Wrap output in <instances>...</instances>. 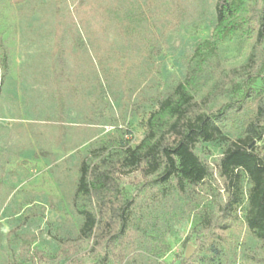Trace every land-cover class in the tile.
I'll list each match as a JSON object with an SVG mask.
<instances>
[{
	"label": "trees",
	"instance_id": "16d2710c",
	"mask_svg": "<svg viewBox=\"0 0 264 264\" xmlns=\"http://www.w3.org/2000/svg\"><path fill=\"white\" fill-rule=\"evenodd\" d=\"M30 2L10 0L16 8ZM172 3L169 9L163 0H79L69 17L59 7L54 11L50 70L56 109L45 120L57 129L56 146L70 149L66 143L70 108L83 114L82 130L113 127L120 132L118 139L108 141L106 157L89 163L80 156L78 170L68 160H51L55 181L74 188L62 225L66 239L59 253L65 258L72 255V244L89 241L94 254H103L97 264H164L160 256L169 251V245L159 227L164 223L161 215L170 217L176 208L171 189L183 202L184 211L201 221L198 253L220 257L221 246L231 242L230 235L264 241V155L259 149L264 143V0H218L214 34L197 46L188 77L150 115L141 143L136 148L129 145L128 114H140L146 104L158 103L163 97L166 81L159 59L167 46L164 37L189 19L184 0ZM112 28L133 51L114 48L107 39ZM157 30L163 32L162 37ZM239 33L253 41L242 70L245 81H235L241 75L235 71L197 101L196 94L218 80V44ZM67 36L70 45L65 44ZM66 60L72 62V69L64 64ZM8 71V53L0 38V96ZM47 72L42 75L49 76ZM115 86L120 98L114 94ZM228 95L231 99L217 111L208 110L217 98ZM216 142H227V147L211 164L197 150ZM36 156L52 158L46 151ZM132 169L140 172L143 182L135 197L127 198L119 179ZM60 203L51 197L49 208L57 211ZM243 204L246 213L238 217L234 209ZM141 224L154 228L155 236L148 242L143 239ZM35 240V235L18 229L9 232L8 247L18 248L12 264L47 261L43 251L32 247ZM182 264L194 261L185 257ZM252 264H264V259L254 258Z\"/></svg>",
	"mask_w": 264,
	"mask_h": 264
},
{
	"label": "rangeland",
	"instance_id": "374dc122",
	"mask_svg": "<svg viewBox=\"0 0 264 264\" xmlns=\"http://www.w3.org/2000/svg\"><path fill=\"white\" fill-rule=\"evenodd\" d=\"M77 1L79 0H31L25 7L16 8L11 5L10 0H0V38L7 50L9 65L0 96V264H12L18 253V248L11 250L7 244V236L14 229L36 236L32 247L44 252L47 261L43 264H69L77 260L83 264H97L103 258V254L91 251L92 244L89 241H74L69 249L71 256L65 258L59 253L61 243L66 239V229L62 230V225L70 210L74 188L63 187L55 181L51 160L56 163L68 160L78 170L80 156L89 163L106 157L110 152L108 141L118 139L120 132L113 127H103L97 131L90 128L82 130L83 114L70 108L66 114L70 130L66 143L70 149L64 151L56 146V127L45 120L56 109L50 70V55L54 45V11L59 7L63 15L69 17ZM107 1L102 0L103 3ZM163 1L166 7L172 8V0ZM184 2L189 19L164 37L167 46L159 59L164 65L162 73L166 81L162 89L163 97L158 103L146 104L140 114H128V139L132 148H136L146 136L150 115L159 109L161 102L173 97L176 86L188 77L194 67L192 56L197 46L214 34L218 0ZM34 8L36 12L29 17ZM92 27L93 23H90L89 29ZM148 27L154 31L151 24ZM157 33L163 36L162 31L157 30ZM107 39L115 49L122 52L133 51L130 45L116 35L113 28ZM70 43L67 36L65 44ZM252 46L253 41L243 33L219 43L216 50L220 62L218 80L205 85L196 94L197 101L205 99L214 90L216 83L230 77L235 71H241V75L234 78L235 81H245L242 70ZM211 63L215 64L212 60ZM64 64L72 69L70 60H66ZM47 71L49 76L42 75L47 74ZM117 88L115 86L114 94L116 98H120ZM231 97L228 95L217 98L208 106V110L217 111ZM69 103L72 104L71 98ZM113 103L117 106L115 100ZM226 147L227 142H216L203 144L197 151L202 158L214 164ZM259 149L264 155V143L259 144ZM40 151L50 153L52 158L37 157ZM119 181L121 192L127 198L135 197L143 182L136 169L122 174ZM247 188L248 184L244 182V189ZM171 196L176 208L170 217L161 215L164 223L159 227V233L169 245V251L160 256V261L164 264H182L190 247L193 249L189 260H193L194 264H252L254 258L264 259V241L252 236L237 238L230 235L231 242L221 246L220 257L198 253L196 239L202 231L201 221L184 211V204L173 189ZM51 197L61 201L57 211L49 208ZM154 209L159 215L158 204H155ZM214 209L213 206L211 211ZM246 209L244 204L237 206L234 214L243 217ZM140 227L145 242L150 240V236H155L154 228L149 224H141ZM72 237L75 240V236ZM75 248L77 252L74 254Z\"/></svg>",
	"mask_w": 264,
	"mask_h": 264
},
{
	"label": "water",
	"instance_id": "95a60500",
	"mask_svg": "<svg viewBox=\"0 0 264 264\" xmlns=\"http://www.w3.org/2000/svg\"><path fill=\"white\" fill-rule=\"evenodd\" d=\"M192 249L193 248H191V247L188 249V251L186 253V259H189L190 258L191 254H192Z\"/></svg>",
	"mask_w": 264,
	"mask_h": 264
}]
</instances>
